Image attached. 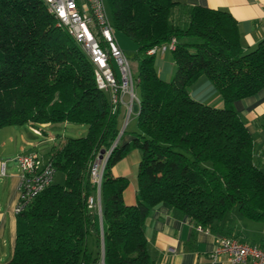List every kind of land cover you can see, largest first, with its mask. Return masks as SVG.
<instances>
[{
	"label": "trees",
	"instance_id": "trees-1",
	"mask_svg": "<svg viewBox=\"0 0 264 264\" xmlns=\"http://www.w3.org/2000/svg\"><path fill=\"white\" fill-rule=\"evenodd\" d=\"M115 32L131 39L141 87L139 130L111 154L102 183L103 227L88 200L90 168L121 133V110L96 84L94 67L43 0H0V132L85 124L79 138H58L49 160L52 183L16 214L12 258L5 264H155L144 227L165 204L211 229L238 205L264 221V170L235 105L264 88V40L244 52L237 20L227 11L176 0H106ZM177 40L171 80L148 51ZM208 79L223 106L196 100L190 89ZM126 133L124 131L123 135ZM122 135V136H123ZM137 149V204L128 206L127 177L111 169ZM1 166V163H0Z\"/></svg>",
	"mask_w": 264,
	"mask_h": 264
},
{
	"label": "crops",
	"instance_id": "crops-1",
	"mask_svg": "<svg viewBox=\"0 0 264 264\" xmlns=\"http://www.w3.org/2000/svg\"><path fill=\"white\" fill-rule=\"evenodd\" d=\"M176 1L185 6L200 5L230 12L238 22L244 52L252 51L264 40V0ZM156 65L161 77L166 80L173 78L176 66L172 52L157 54ZM190 94L203 103L215 107L223 106L220 94L208 79L199 81L190 89ZM235 107L254 140V159L264 170V88L253 96L237 101ZM138 115L133 109L128 125ZM50 127L49 124L41 125V128L25 124L1 129L0 171L5 163V175L0 174V238L4 235L9 220L14 230V208L19 200L20 183V168L15 159L20 154L37 151L41 144H47L49 160L50 147L58 139L47 131ZM134 136L133 132L125 133L120 144L130 143ZM140 161L141 153L133 149L111 169L113 176L127 177L130 181L123 194L128 206L137 204V174ZM94 211L100 221L99 211ZM144 231L148 250L155 264H231L225 255L217 261L211 257L221 235L237 237L248 244L264 248V221L245 219L238 209H233L225 220L213 228L199 230L189 216L165 204H159L147 219ZM0 262L4 264V261Z\"/></svg>",
	"mask_w": 264,
	"mask_h": 264
},
{
	"label": "built area",
	"instance_id": "built-area-1",
	"mask_svg": "<svg viewBox=\"0 0 264 264\" xmlns=\"http://www.w3.org/2000/svg\"><path fill=\"white\" fill-rule=\"evenodd\" d=\"M49 11L57 18L73 40L81 47L93 64L95 80L98 88L109 95L114 112L126 109V121L113 145L97 156L90 168V176L95 187V196L88 200L89 207L97 209L102 218V183L108 160L119 145L126 126L133 114V107L139 102L136 79L131 61L121 47L109 15L106 0H43ZM177 48V40L151 48L149 55L173 52ZM15 161L20 168L19 201L16 214L27 208L31 202L55 179V167L41 161L37 151L23 153ZM1 175H5V163L2 164ZM202 230V227H197ZM227 256L231 264H264V248L256 244H248L241 239L228 235L218 238L217 246L211 257L214 261ZM101 264H104L102 258Z\"/></svg>",
	"mask_w": 264,
	"mask_h": 264
},
{
	"label": "rangeland",
	"instance_id": "rangeland-1",
	"mask_svg": "<svg viewBox=\"0 0 264 264\" xmlns=\"http://www.w3.org/2000/svg\"><path fill=\"white\" fill-rule=\"evenodd\" d=\"M106 4H107L109 15L112 18L111 9L107 1H106ZM116 36L118 38V41H120L122 45L121 47L125 51V54L130 59L132 69L135 73V77L136 79H138L137 66H136V62L134 59L135 52L137 49L135 43L121 32H116ZM137 95H138L139 102H136L133 107L136 115H138V113L140 112L141 87L139 85L137 86ZM126 117H127L126 109L123 108L122 114L120 116L121 130L124 129ZM125 130H126V133H130V132L135 133L139 130L138 116L137 117L135 116V118L131 120L130 124L126 127ZM47 131L53 136L58 137V138H68V137L79 138V137H85L87 135L88 126L85 124L68 123L66 125L60 124L58 125V127H50ZM37 149H38L37 151L41 155L42 163L45 164L46 161L48 160V154H47V150L49 149L48 145L41 144L38 146ZM64 182H65V174L59 171L55 177V183L63 184ZM17 204L14 208V214H15L14 230L11 224V220H9L8 224L6 225L4 235L0 238V259H1L0 261H4V264L10 261L13 255V251H14V245H15L16 233H17V218H16ZM235 209H238V205L235 207Z\"/></svg>",
	"mask_w": 264,
	"mask_h": 264
},
{
	"label": "water",
	"instance_id": "water-1",
	"mask_svg": "<svg viewBox=\"0 0 264 264\" xmlns=\"http://www.w3.org/2000/svg\"><path fill=\"white\" fill-rule=\"evenodd\" d=\"M104 153H105V150H103V151L101 152V158H102V156H103Z\"/></svg>",
	"mask_w": 264,
	"mask_h": 264
}]
</instances>
